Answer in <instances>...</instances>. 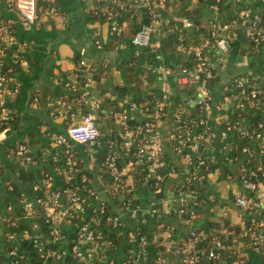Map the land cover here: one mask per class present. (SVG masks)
<instances>
[{
    "label": "built area",
    "instance_id": "obj_1",
    "mask_svg": "<svg viewBox=\"0 0 264 264\" xmlns=\"http://www.w3.org/2000/svg\"><path fill=\"white\" fill-rule=\"evenodd\" d=\"M168 1L135 0L131 8H124L132 12L133 8L143 7L151 14V22L137 29L132 40L135 46H152L157 20L166 11ZM0 3L17 14L15 20L0 17L1 140L17 118L12 104L20 92V84L14 74L29 65L24 56L26 44L19 38L18 30L31 31L37 26L40 0H0ZM46 12L53 14L56 9L52 7ZM182 22L184 27L195 26L186 17ZM262 24L252 18L249 11H241L232 22L214 23L210 27L212 37L201 46L186 48L180 44L179 49L193 56L196 63L181 66L175 70L176 75L181 84L190 86L194 92L172 114L175 127L166 138L160 132L162 124L170 117L165 96L153 95L144 106L133 100L128 107H113L110 112L100 101L87 105L89 88L95 82V68L81 61L77 72L84 76V83L78 84L71 75L66 84L68 90L76 95L73 100L47 103L54 118L71 115L73 105L80 107V119H73L60 133L41 128L43 136L59 150L52 152L54 164L51 170L29 182L21 198L16 199L11 194L3 216L6 247H0V264H250L249 254L258 256L264 264V218L251 223L245 218L246 214L264 209V202L253 196L259 194L264 165L243 167L240 173L243 191L236 197L235 204L243 211L241 230L219 231L208 240V235L196 230H191L186 240H176L172 237L174 226L164 222L157 229L147 230L144 214L147 198L137 191L141 185L151 188L153 199L149 207L156 213H176L182 218L188 215L184 219L188 223H193L192 219L198 217L204 204L200 186L206 178L209 164L215 160L212 153L215 139L207 120L212 110L211 87L218 76V66H224L229 55L230 44L236 34L233 31L241 30L250 40L260 42L264 39ZM122 32V25L116 23L112 26L111 35L114 38H119ZM152 71L163 81L169 74L174 75L169 67L153 68ZM233 89L238 96L237 108L232 115V123L222 132V137L226 138L230 132L239 129L233 151L240 148L238 143L244 139L246 145L241 151L249 148L247 143L258 139L260 150L264 152V119L258 121L253 130L251 126L241 128V122L246 117L237 113L238 110L248 112L253 108L262 110L264 97L263 101L258 97L264 95V88L259 87L251 76L243 75L233 82ZM186 108H191L195 114L184 117ZM106 116L119 126V138H110L109 153L98 161V149L106 136V129L103 128ZM107 131L111 134L115 132L114 128ZM167 140L171 141L176 152L183 155L185 175L178 187L177 210L173 211L170 206L164 212L160 204L165 200L159 194L164 183L178 174L176 168L166 162L164 150ZM77 146L88 149L89 160L98 169L97 176L102 181L103 191H98L92 176L87 175L81 178L85 183L81 189L64 187L66 183L77 180L78 172L83 173ZM14 156L27 166L34 162L32 148L26 141L17 145ZM105 174L111 176V181L105 180ZM12 190L13 185L10 184V192ZM20 208L23 212L19 214L17 209ZM103 216H106L107 222L100 227ZM130 219L139 221L134 228H130ZM24 222L28 228L23 229ZM46 226L49 234L44 231ZM12 227L19 230H12ZM113 233L117 239L122 238L121 244L113 242ZM56 244L60 246L53 248ZM123 244L125 254L118 257L115 253Z\"/></svg>",
    "mask_w": 264,
    "mask_h": 264
},
{
    "label": "crops",
    "instance_id": "obj_2",
    "mask_svg": "<svg viewBox=\"0 0 264 264\" xmlns=\"http://www.w3.org/2000/svg\"><path fill=\"white\" fill-rule=\"evenodd\" d=\"M134 1L53 0L43 7V12H39L38 24L33 30H18L19 38L26 44L24 56L28 59L29 65L14 74L15 80L20 84V92L13 103L17 118L14 125L7 130L6 137L0 140V167L2 166L4 170L0 183V193L4 199L3 211L0 215L1 231L5 206L11 201L10 184L15 183L21 189L25 185L20 179V170L30 171L34 179H37L48 171L44 169L46 166H49V171L53 167V163L50 162L53 160L52 152L59 149L49 139L46 137L44 139L41 128H46L49 132L60 133L73 119L75 121L80 119L81 108L75 105L71 108L73 112L71 115L54 118L50 114L47 104L49 98L45 100V94L46 89L50 88L54 93L63 92L59 96L54 94L51 101H72L76 95L68 90L66 84L72 73L77 71L81 61L95 69L103 65L107 71L102 85L95 86L94 83L89 88L87 105L93 101H100L103 104L105 99H111L118 101L117 107L125 108L134 99L129 94L118 91L117 88L125 83L129 63L136 58L135 70L137 72L149 71L155 78L147 95L154 92L157 93L156 96L166 97L170 117L160 128L161 134L166 138L175 127L172 114L194 92L193 88L179 82L172 64L181 60L195 63V58L185 55L179 48L178 51L173 52L172 44L167 42L171 34L176 32L179 34L178 32L184 28L182 19L186 15L182 13V7L200 2L202 4L201 21L216 24L232 22L240 16L241 11H249L252 18L260 20L264 26V0H224L223 3H213L212 0H171L166 11H163L157 20V31L153 36L152 46L137 47L126 34L127 21L123 19L122 24L118 23L124 14L131 13L124 8H131ZM52 7H55L56 12L47 13L46 9ZM0 17L15 20L17 14L7 10L0 3ZM116 23L123 26L121 38H114L111 35L112 26ZM233 33L236 34L230 44L229 55L226 57L224 66H218V76L211 87L212 110L207 120L215 139L212 147L215 160L209 164L206 178L200 186L204 202L196 217L200 221L188 223L174 214L172 218V215H167L163 211L154 212L149 207L153 199L152 190L141 185L137 191L147 198L144 203L147 230L157 229L164 222L174 226L172 237L183 241L187 239L191 230L207 236V231L211 227V234L226 230L222 229L225 220L238 224L242 219L243 211L235 204L236 197L243 191L240 173L243 167L263 166L264 152L260 150L258 139L247 143L249 148L244 151H233L232 148L238 141L239 129L230 132L226 138L222 137V132L232 123V115L237 108L238 96L236 90L233 89V82L236 78L249 75L259 87L264 88V39L253 47L243 31L235 29ZM235 48L238 50L236 60L231 64L229 58ZM78 58H80L79 61ZM159 67L171 68L174 75L169 74L165 81L159 80L158 74L152 71L153 68L155 70ZM103 106L110 112L114 105L105 103ZM248 112L253 118H244L241 128L255 127L253 119L259 115L264 116V108L262 110L253 108ZM193 114L195 112L191 108H186L184 117ZM103 125L106 130L114 128L115 133L119 134V126L109 116H106L105 121L103 120ZM32 134L35 135V139L31 137ZM24 141L30 146L34 145L31 146L34 162L29 166L24 165L14 156L15 148ZM165 144L166 162L170 167H175L178 174L164 183L163 191L159 194L165 200L163 204H160L164 212L170 206L173 211L177 210L178 187L182 184L185 175L183 155L176 152L171 141L167 140ZM76 151L83 164L82 170H87L93 178L94 187L100 192L103 191L102 181L97 176L98 169L89 160L88 149L84 146H77ZM258 199L264 202V178L260 179ZM138 222L136 219H130V228H134ZM124 250L125 244L116 251V256L124 255ZM249 260L250 264H262L261 258L254 254H249Z\"/></svg>",
    "mask_w": 264,
    "mask_h": 264
},
{
    "label": "trees",
    "instance_id": "obj_3",
    "mask_svg": "<svg viewBox=\"0 0 264 264\" xmlns=\"http://www.w3.org/2000/svg\"><path fill=\"white\" fill-rule=\"evenodd\" d=\"M182 1H184V0H182ZM170 2H171V0L168 1V5H170ZM212 2L216 3L217 1L212 0ZM220 2L223 3L224 0H221ZM47 5H48V2L46 0H40V3H39L40 11L43 12V10H44L43 7H45ZM182 13L185 14L186 18L190 19L194 23L195 26L184 27L183 30H180V32H178L179 34H177V32H176V28L174 29L176 33L171 34V36L167 39L168 44H172V49H173L172 51L173 52H176V50L178 51L180 44H183L186 48H191V47L195 48V47L201 46L202 44L205 43V41L207 39H210L212 37V31H211L210 27L215 22L204 23L203 21H201L200 17L202 15V4L200 2H196V3L189 5V6H183L182 7ZM144 14H145V16H144ZM144 17H145V22H144ZM123 19L125 21H127V23H128L126 28H125L126 34L132 40H133V37H134L137 29L140 28L143 24L150 23L152 20L150 12L146 8H143V7L138 8V9L133 8L132 12L124 14L123 18L122 19L120 18L118 20L119 21L118 23L122 24ZM197 27H198V29H197ZM121 37L122 36H120V38ZM250 42L253 45V47H256V45L258 43L255 40H250ZM79 59L80 58H78L77 60L79 61ZM135 62H136V58H134L132 61H130V63H129L130 66L128 67V70H127L128 74L126 75V81L121 86H119L117 89H118V91H121L124 94H129L134 99V101H136L139 104H141L142 106H144L146 104V102L149 101L153 95L157 94V93L152 92L150 95L149 94L147 95V92L153 86V81H155V78L149 71L144 72L143 70H141V71L137 72L135 70V65H134ZM195 63L194 62L189 63L186 60H181L179 62L173 63L172 66L175 70H178V68H180L181 66H191V65L193 66V65H195ZM72 76H73V79L78 82V84L84 83L85 78L79 72L74 71L72 73ZM106 76H107V71H106L105 66L102 65V66L96 68L93 71V78L95 81L94 82L95 86L102 85ZM62 93L63 92H60V91H56V93H54L52 89L47 88L46 94H45V100H47L49 98V100H47V102H49V101H51V99H52L51 97L54 94L59 96V95H62ZM263 97H264V95L259 96L258 98H260V100L263 101L262 100ZM45 100H44V102H45ZM105 103H112L114 105L113 107L115 109H118V107H117L118 101L117 100L105 99V102L103 104L105 105ZM237 113L239 114L240 117L253 118V116L250 115V113L247 112L246 110H244V111L238 110ZM263 119H264V116H262V115L257 116L255 119H253V121H255L254 125L257 126V124H258L257 122L260 120H263ZM14 123H12V125H14ZM130 124H133V122H130ZM251 128L253 130L254 127H251ZM108 132L109 131L105 130L106 136H104L102 138L101 145L98 149V155H99L98 161L99 160L101 161L109 153V140H110V138H112V139L119 138L118 134H116L115 132L112 131L113 132L112 134L108 133ZM31 137L35 139V135L32 134ZM44 139H45V137H44ZM245 142H246L245 139L243 141H240L238 143L240 148H237L236 150L241 151L242 146L246 145ZM36 143H38V142H36ZM31 146H34V145L31 144ZM50 162L54 164L53 161H50ZM81 166H82V164H81ZM44 169L49 171V166H46ZM20 172H21L20 179H21L22 183H25V185H24V188L21 189V188H19V186L17 184L12 183L13 190L11 191V194H13L16 199L21 198L23 196L22 193H23L24 189H26V187H28L29 182L32 183V181L36 180V179H34L33 173H30V171H28V170L24 171L21 169ZM3 175H4V170H3V167L1 166L0 167V183L2 181L1 179H2ZM86 175L91 176V174L89 172H87V170L86 171L83 170V173L78 172L76 174L77 180L74 182L66 183L64 185V187L65 188H73V189L74 188L81 189L82 187L85 186V183H83L81 181V178L83 176H86ZM41 176H43V175H41ZM104 177H105V180L107 182L111 181V176L109 174H105ZM87 192H89V190ZM253 196L258 199L257 194L253 195ZM3 200L4 199L0 193V215L2 214V211H3V204H4ZM109 206L111 208V205H109ZM108 209H109V207H108ZM22 212H23V210H21V208L17 209V213L20 214ZM173 214L177 216L176 213H173ZM186 217H189V216L187 215V216H185L183 218L181 217V218L185 219ZM172 218H173V215H172ZM245 218L249 223H251V221H253V220H256V219L258 220V219L264 218V209L256 211L253 214H246ZM39 219L44 221V219L42 217H39ZM192 221H194V222L198 221L199 222L200 220H199V218H194V219H192ZM105 222H107L106 216H103L100 227H102L105 224ZM22 227H23V229L28 228L25 222L22 223ZM211 228L207 231L208 232V237L206 238L207 240L209 239V237H211V235H213L210 232ZM222 229H227V230L235 229L237 232H239L241 230V224L240 223L232 224L231 222L225 220ZM12 230H19V228L18 227H12ZM4 231H5L4 228H2V231L0 230V247H2V249H4L6 247L5 239H4V237H5ZM44 231L46 232V234H49L48 226H46L44 228ZM215 233H217V232H215ZM74 236H73V238H74ZM111 238L113 239V242L115 244L120 243L121 239H122L121 237H119V239H117L118 237L116 236L115 233H113L111 235ZM59 246L60 245L56 244V245H53L52 247L58 248ZM29 248H31V244L29 245Z\"/></svg>",
    "mask_w": 264,
    "mask_h": 264
},
{
    "label": "water",
    "instance_id": "obj_4",
    "mask_svg": "<svg viewBox=\"0 0 264 264\" xmlns=\"http://www.w3.org/2000/svg\"><path fill=\"white\" fill-rule=\"evenodd\" d=\"M237 51L236 48L235 50L233 51V54L230 56L229 60H230V63L232 64L233 62H235L236 60V55H237Z\"/></svg>",
    "mask_w": 264,
    "mask_h": 264
}]
</instances>
